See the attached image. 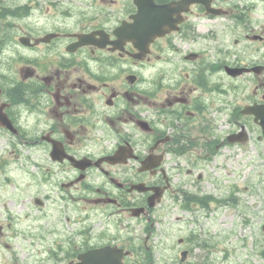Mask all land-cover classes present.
Here are the masks:
<instances>
[{
  "label": "flooded vegetation",
  "instance_id": "1",
  "mask_svg": "<svg viewBox=\"0 0 264 264\" xmlns=\"http://www.w3.org/2000/svg\"><path fill=\"white\" fill-rule=\"evenodd\" d=\"M138 10L0 0V135L23 177L57 187L27 199L59 212L1 222L0 245L22 252L0 264H198L170 221L198 199L177 176L223 144L264 150V0H197L144 51L119 31Z\"/></svg>",
  "mask_w": 264,
  "mask_h": 264
},
{
  "label": "rangeland",
  "instance_id": "2",
  "mask_svg": "<svg viewBox=\"0 0 264 264\" xmlns=\"http://www.w3.org/2000/svg\"><path fill=\"white\" fill-rule=\"evenodd\" d=\"M118 1L120 5L125 2ZM10 139L14 138L0 135V223L10 222L19 231L29 225L46 223L45 218L35 220L40 214L48 212L52 217L59 213L53 204L38 211L27 199L37 192L57 194V187L23 177L18 168L17 149L11 147ZM263 157L264 150L255 141L245 146L223 144L210 161L195 168L194 174H188L185 167L177 176L187 193L206 197L204 204L199 200L191 210L179 208L170 219L175 228L181 229L180 235L196 236L195 263L264 264ZM75 214L65 209V217L74 218ZM14 217L23 220L16 221ZM63 221L69 222L65 218ZM16 249L21 254L19 242L8 248L0 245V254L10 257Z\"/></svg>",
  "mask_w": 264,
  "mask_h": 264
},
{
  "label": "water",
  "instance_id": "3",
  "mask_svg": "<svg viewBox=\"0 0 264 264\" xmlns=\"http://www.w3.org/2000/svg\"><path fill=\"white\" fill-rule=\"evenodd\" d=\"M195 1L179 0L157 4L155 0H136L138 13L132 16V22H124L119 31L127 32V40H131L142 51L147 50L156 37L179 28V23L184 19L183 13L189 11ZM228 71L236 75L243 70L228 68ZM252 113L257 114V119H264V114H259L258 108H253Z\"/></svg>",
  "mask_w": 264,
  "mask_h": 264
},
{
  "label": "trees",
  "instance_id": "4",
  "mask_svg": "<svg viewBox=\"0 0 264 264\" xmlns=\"http://www.w3.org/2000/svg\"><path fill=\"white\" fill-rule=\"evenodd\" d=\"M199 200H200V202H203V199L202 198H200ZM263 255H264V253H263Z\"/></svg>",
  "mask_w": 264,
  "mask_h": 264
}]
</instances>
